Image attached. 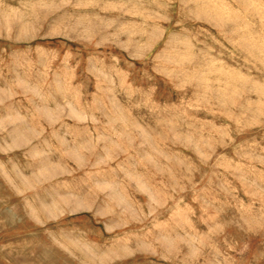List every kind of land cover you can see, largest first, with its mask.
Returning a JSON list of instances; mask_svg holds the SVG:
<instances>
[{
	"label": "rangeland",
	"instance_id": "obj_1",
	"mask_svg": "<svg viewBox=\"0 0 264 264\" xmlns=\"http://www.w3.org/2000/svg\"><path fill=\"white\" fill-rule=\"evenodd\" d=\"M0 264H264V0H0Z\"/></svg>",
	"mask_w": 264,
	"mask_h": 264
}]
</instances>
